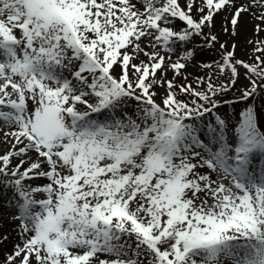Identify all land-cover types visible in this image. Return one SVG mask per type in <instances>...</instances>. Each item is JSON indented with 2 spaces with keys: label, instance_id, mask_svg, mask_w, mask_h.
<instances>
[{
  "label": "snow or ice",
  "instance_id": "snow-or-ice-1",
  "mask_svg": "<svg viewBox=\"0 0 264 264\" xmlns=\"http://www.w3.org/2000/svg\"><path fill=\"white\" fill-rule=\"evenodd\" d=\"M260 97L264 0H0V264H264Z\"/></svg>",
  "mask_w": 264,
  "mask_h": 264
},
{
  "label": "rangeland",
  "instance_id": "rangeland-1",
  "mask_svg": "<svg viewBox=\"0 0 264 264\" xmlns=\"http://www.w3.org/2000/svg\"><path fill=\"white\" fill-rule=\"evenodd\" d=\"M250 27H251V25H249V29H250ZM247 34H248V32L246 31L245 32V36ZM221 35H222V37L224 36L223 33H221ZM245 36H242V38L239 37L240 41H238L239 47H238V50L237 51H238V54L240 56H242L245 59H247L248 57H247V54H246V48L249 47V46L248 45H245V43H244ZM236 39H238V38H236ZM217 47H219V46L217 45ZM210 56H212L211 53H204L202 56H198L197 59L198 60L199 59L207 60ZM186 71L191 74V75L188 76V79L189 80H193L196 75L203 74L205 71H207V69L201 68V66L198 63H193V64H190L188 66V68L186 69ZM167 75L168 76H172L173 75L172 71L169 70L168 73H167ZM177 80H180L181 82H183L182 77H179L178 76L177 77ZM241 83H243V81H241ZM234 103L237 104L238 106L242 105V102H240V101H235ZM256 103L258 105H264V97L257 98ZM229 110L231 111V106H229ZM3 150H4V145L2 143H0V151H3ZM4 222H5V220H2V223H0V225L3 226ZM4 246H0V258H2V256H3V252H4V249H5Z\"/></svg>",
  "mask_w": 264,
  "mask_h": 264
},
{
  "label": "bare ground",
  "instance_id": "bare-ground-1",
  "mask_svg": "<svg viewBox=\"0 0 264 264\" xmlns=\"http://www.w3.org/2000/svg\"><path fill=\"white\" fill-rule=\"evenodd\" d=\"M249 25H250V23H249ZM249 25H248V28H249ZM245 32L246 31H242L240 38H242V36H245ZM237 40L240 41L239 37H238ZM0 207H2V205H0ZM1 219L5 220V222H4L3 226L0 225V231H9L14 236L15 235V230H14V227H13V222L8 220L6 216L2 217ZM4 247L5 248H10L11 245L7 244Z\"/></svg>",
  "mask_w": 264,
  "mask_h": 264
}]
</instances>
